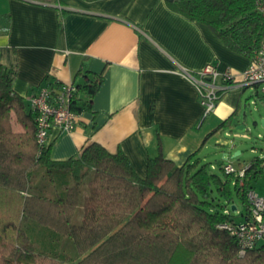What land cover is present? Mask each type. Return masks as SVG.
Returning a JSON list of instances; mask_svg holds the SVG:
<instances>
[{"label":"trees","instance_id":"1","mask_svg":"<svg viewBox=\"0 0 264 264\" xmlns=\"http://www.w3.org/2000/svg\"><path fill=\"white\" fill-rule=\"evenodd\" d=\"M166 1L255 57L264 38L257 0ZM15 71H0V264H264V242L241 254L220 226L235 220V197L248 207L247 191L264 172V148L246 163L242 184L223 162L220 171L209 166L201 147L179 164L160 145L144 176L122 149L96 141L54 159L50 139L38 143L34 108L12 87ZM102 80L99 73L78 84L71 108L92 110ZM258 95L264 100V91ZM234 115L206 139L231 126Z\"/></svg>","mask_w":264,"mask_h":264},{"label":"crops","instance_id":"2","mask_svg":"<svg viewBox=\"0 0 264 264\" xmlns=\"http://www.w3.org/2000/svg\"><path fill=\"white\" fill-rule=\"evenodd\" d=\"M251 60L166 0H0V71L15 68L12 87L28 103L42 85H78L103 75L92 110L80 114L76 127L51 130L54 159L96 141L111 152L122 149L144 176L160 145L182 164L219 132L247 134L235 128L246 124L249 98L264 107L261 84L226 89L205 115L196 86L180 70L214 63L240 79ZM234 112L231 126L206 139Z\"/></svg>","mask_w":264,"mask_h":264},{"label":"built area","instance_id":"3","mask_svg":"<svg viewBox=\"0 0 264 264\" xmlns=\"http://www.w3.org/2000/svg\"><path fill=\"white\" fill-rule=\"evenodd\" d=\"M257 8L264 14V0H257ZM180 72L196 86L204 106V114L207 115L215 109L221 94L230 87L261 84L264 90V38L240 79L235 78L230 70L219 71L214 63H207L198 71L183 68ZM77 89L74 82L62 83L57 87L42 85L30 96L29 101L35 111L39 144H44L50 139L53 128L71 131L76 127L80 113L71 108V101ZM233 135L248 136L242 133ZM224 156L226 158L227 154ZM223 166L226 172L239 177L240 184L243 183L246 164L236 167L229 161ZM247 199L248 207L244 214L241 212L244 216L242 220H226L220 224L236 237L241 254L264 242V194L258 193L255 188H249ZM225 211L230 212L229 208Z\"/></svg>","mask_w":264,"mask_h":264},{"label":"rangeland","instance_id":"4","mask_svg":"<svg viewBox=\"0 0 264 264\" xmlns=\"http://www.w3.org/2000/svg\"><path fill=\"white\" fill-rule=\"evenodd\" d=\"M252 98H249V104H247L246 112V126L242 128H235L240 132L247 133L248 136H234L232 132L226 134L225 132L217 133L212 142L206 146L200 155L205 162H208L209 166L215 170L220 171V163L223 165L231 161L236 167H240L242 164L250 162V160L263 153L264 148V126L261 124V114H264V107L258 100L257 106L252 102ZM257 120V124L254 123ZM216 139L222 140L225 144H216ZM235 145V148L233 146ZM242 150L239 155L233 156L236 150ZM224 152L230 153V158H224ZM214 165V166H213ZM255 189L260 194H264V172L259 176L255 182ZM235 204L238 206V211H234L235 219L242 220L243 215L247 210V206L235 197ZM242 211V213L240 212Z\"/></svg>","mask_w":264,"mask_h":264},{"label":"water","instance_id":"5","mask_svg":"<svg viewBox=\"0 0 264 264\" xmlns=\"http://www.w3.org/2000/svg\"><path fill=\"white\" fill-rule=\"evenodd\" d=\"M244 117L246 118L247 117V114H245ZM254 123L257 124V120H254ZM261 124L264 126V118H261ZM245 126H246V124L244 123L243 125L240 126V128L245 127ZM240 152H241V150H236L235 153L233 154V156H236ZM226 158H229V156H227ZM231 208H232L233 211H236L237 210L236 204L235 203H232L231 204Z\"/></svg>","mask_w":264,"mask_h":264}]
</instances>
